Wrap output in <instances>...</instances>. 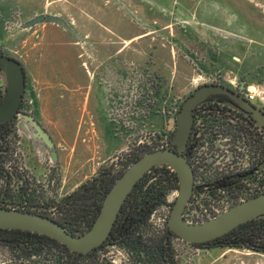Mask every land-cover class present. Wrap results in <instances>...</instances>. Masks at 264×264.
<instances>
[{"label": "rangeland", "instance_id": "obj_1", "mask_svg": "<svg viewBox=\"0 0 264 264\" xmlns=\"http://www.w3.org/2000/svg\"><path fill=\"white\" fill-rule=\"evenodd\" d=\"M200 2L0 0V52L26 67L24 109L52 144L48 152L39 145L41 157H55L38 170L54 181L48 200L60 201L102 167L121 169L140 155L156 131L170 126L179 102L206 81L253 88L264 105V0L235 1L242 43L236 32L198 25ZM235 4L228 11L233 21ZM39 15L59 16L82 40L54 23L22 28ZM176 249L181 264H264V253L242 247Z\"/></svg>", "mask_w": 264, "mask_h": 264}, {"label": "built area", "instance_id": "obj_2", "mask_svg": "<svg viewBox=\"0 0 264 264\" xmlns=\"http://www.w3.org/2000/svg\"><path fill=\"white\" fill-rule=\"evenodd\" d=\"M204 83L211 82L206 81ZM252 89L244 87L242 90L244 98L259 106H264L260 93ZM4 90L5 81L0 73V91L3 92ZM182 102L183 100L179 102L172 113L171 124L163 134L165 135L163 140H160V143L156 145L157 148L162 149L166 146L174 126L175 115ZM197 111L194 119V129L185 151L195 174L194 184L196 188L194 194L187 201L181 215L183 221L188 224H200L211 220L226 212L235 203L241 202V193L227 192L228 188H236L232 178L239 179L237 175L241 172L242 202L250 196L247 194H255L253 191L259 189V185H262L261 191L256 193H264V158L260 157V146L264 144V134L261 129L254 123L248 122L243 116L240 118L228 109L208 107L206 109L199 108ZM5 141L7 142L0 141V147L6 145V152L10 154V158H13L15 141L11 142L9 138L5 139ZM230 151L235 153L233 160L218 159L220 155L227 154ZM9 166L10 163L7 162L6 168L9 169ZM162 167L176 175L175 171L168 165L156 166L155 168ZM27 168L23 166L17 172L21 175L26 173L27 179L31 180ZM246 174H249V179L245 180ZM6 182L9 184V190L15 192L18 190L16 188L22 183V180L16 178L15 171L9 170L8 172L0 173V193H2V188L5 187ZM53 183L52 178L49 180L45 176L39 178L38 175V178L34 179V186L37 188L36 194H38L37 204L41 206V209L48 204H55L50 207V210L48 209V211H51L49 213L52 217L58 201L51 202V200L47 199V196L54 187ZM24 184L21 187H24ZM177 196L178 188L167 191L163 198V203L153 208L150 212L147 223L156 233L163 234L166 231L170 210ZM182 244L191 246V244L184 242L182 239L176 238L174 249L177 246L181 248ZM113 250H117V248H113ZM0 251V256L5 260L3 264L102 263L101 252L97 251L89 258L84 257V255L79 257L76 254L70 256L69 252L48 242L21 243L17 247L3 248Z\"/></svg>", "mask_w": 264, "mask_h": 264}, {"label": "water", "instance_id": "obj_3", "mask_svg": "<svg viewBox=\"0 0 264 264\" xmlns=\"http://www.w3.org/2000/svg\"><path fill=\"white\" fill-rule=\"evenodd\" d=\"M54 23L78 40H82L74 30L59 16L39 15L23 24L22 28H31L39 23ZM0 73L6 91L0 103V124L10 121L20 108L26 86V76L22 63L14 58L0 55ZM231 93L223 86H201L182 104L176 115V130L171 145L176 149L166 148L148 152L131 163L114 182L105 195L100 211L91 227L80 235H72L50 217L29 211L0 207V229L23 230L52 238L74 253H88L99 247L109 236L121 207L135 184L156 166L168 165L176 173L179 181L178 196L172 205L167 221L171 232L189 244L205 243L224 235L237 226L264 214V193L241 202L219 216L200 224H188L181 218L183 209L192 193L193 174L186 158L181 154L192 126L193 109L210 94ZM245 102V103H243ZM243 110L252 112L256 120L264 125V113L248 102L240 104ZM37 137L48 147H52L49 136L30 117L24 115ZM78 193V192H77Z\"/></svg>", "mask_w": 264, "mask_h": 264}, {"label": "flooded vegetation", "instance_id": "obj_4", "mask_svg": "<svg viewBox=\"0 0 264 264\" xmlns=\"http://www.w3.org/2000/svg\"><path fill=\"white\" fill-rule=\"evenodd\" d=\"M0 55H5L9 58H14L18 62H20L17 58L10 56V55H7L5 53L0 52ZM24 72H25V70H24ZM25 76H26V74H25ZM25 83H26V81H25ZM207 85L223 86V87L227 88L228 90H230L231 93H229V94H227V93L210 94L194 107L193 114H192L193 115L192 126H191V130L189 133V137L186 141V145H185L183 151L181 152V154L186 158L188 163H189V160L186 156L185 151L187 149L188 141H189L191 134L193 132V129H194L193 128L194 127V119H195L196 113L198 112L197 110L199 108L206 109L208 107H214V108H223L225 110H227V109L231 110L240 118H242V116H243V118H245L248 122L254 123L255 125H257L261 129L262 133L264 134V125L255 119L254 114L252 112H249V111H246V110H243L242 108H240V107H242L240 105V104H242V101H246L251 106L259 109L262 113H264V106H259L256 103L250 102L244 98V96L242 95V90L244 89V86L242 84L239 86V88L235 89L233 87L225 85L224 83L216 81V82H211V83L200 84L196 87V89H198L201 86H207ZM25 88H26V86H25ZM5 91H6V84H5V90L3 92L0 91V103L3 100ZM194 91L191 92L185 98V100L190 95H192L194 93ZM24 94H25V92H24ZM185 100H183V102L180 104V107H179L177 113L180 111L182 104L184 103ZM23 101H24V95H23ZM23 101H22L20 108L17 111V114L13 118L10 121H7V122L0 124V141L1 142L4 141V143H6L7 141H5V139H7V138L11 139V142H13V140L15 141L14 142L15 145L13 148L14 149V157L13 158H10L9 157L10 154L6 152V145H3L0 147V173H5V172H8L9 170L15 171L16 172V178H19V180H22V183L20 185H18V187L16 188L18 190H16L15 192L10 191L9 190V184L7 182L5 183V187L2 188V193H0V201H1L0 207L1 208H9L10 207V208H16V209L24 208L25 210H31L29 212H35V213L43 215L44 214L43 212H39L36 210V209H41V206H39L37 204V195L38 194H36L37 188H35V186H34V179L38 178V175H39L38 170L41 168V166L39 165L40 161L45 162L44 159H46V160L48 159V162H49V161L53 160L52 158H55V157H54V153L50 154L51 159H49L48 156L47 157H41L40 156L43 154H39V148H40L39 145L46 148V150L50 149V148L48 147V145L46 143L40 142L41 140L37 137L36 131L32 128V126L29 124V122L24 118V115H25L27 117L32 118L33 120H35L38 123V121L36 120L33 113L28 114V112L25 111ZM243 103H245V102H243ZM177 113H176V115H177ZM176 115H175V118H176ZM24 123H26L28 128H30V130H31L30 132H28L26 130L28 128L25 126ZM38 125H40V124L38 123ZM40 127L47 134L44 127L43 126H40ZM175 130H176V119H174V126H173V129L171 131V135L169 136V138L167 140L166 146H164L162 149L157 148V146H156L157 144L160 143V140H163V138L165 136L163 134L166 131V126H164L162 132L156 131L157 135L155 134L153 138H149L150 143L147 142L148 144L146 143V146L141 147L142 148L141 152L147 151L146 153H148V152H153V151H157V150H164L168 147L176 149L175 146L171 145V139L173 137ZM47 152H48V150H47ZM146 153H144V154H146ZM260 157L264 158V144H262L260 146ZM234 158H235V153L232 151H230L227 154H222L218 157L219 160L227 159L228 161H231ZM7 162L10 163L9 169L6 168ZM45 165H48V164H45ZM189 165H190V163H189ZM23 166L26 168L28 167L27 170H29L28 174L30 175L31 180L27 179L26 173H24L22 175L18 174L17 171L19 169L23 168ZM114 166H115V169L113 171L119 172L121 166L118 167L116 164ZM50 167H52V166H50ZM190 167H191V165H190ZM42 168L45 169L44 167H42ZM122 168L124 169V167H122ZM153 168H155V167H153ZM106 169H109V167H107V168L102 167L101 168V170H106ZM125 169H124V171H125ZM45 170H49V169H45ZM191 170H192V174H193L192 193H191V196H192L194 194L196 188H195V184H194L195 183V174H194L192 167H191ZM99 172H100V170L90 180L89 183L81 185L80 187L76 188L75 190H73L68 195H65L60 201L57 202L56 208L59 205H64V204L69 203V201L71 199L90 196L92 194L91 190L93 187V181H94V179H96L98 177ZM52 176L53 175H50V177H52ZM237 177L239 179H237L235 177L232 178V181L235 183L236 188H228L227 192H229V193H234V192L235 193H241L240 200L242 202V172L239 173L237 175ZM244 179L245 180L249 179V174H246V177H244ZM23 183H25L24 187H21V185ZM177 188L179 189V185ZM258 188L259 189H256L253 191V193H255V194H252V195L247 194L250 196H248V198L246 200L253 198L257 195H260V194H257L256 192L261 191L262 185H259ZM248 193H250V192H248ZM241 202L235 203L233 206H235ZM7 205H11V206H7ZM52 205H55V204H48L44 208L45 209L50 208ZM47 212L49 214V211H47ZM170 212H171V210H170ZM44 216H45V214H44ZM47 217H50V216H47ZM50 218H52V217H50ZM143 227L144 228L146 227V222L143 224ZM167 228H168V226H167ZM5 230H7V229H5ZM130 237L133 240H137V242H139V243L131 244L129 246L124 245V244H116V243H113L112 241H110V239H108L109 238V236H108V238L99 247L89 251L88 253H83V254L79 253L80 254L79 257L84 255V257L89 258L95 252L98 251V252H101V254H102V257H101L102 263L101 264H151L150 263V255L148 254L147 249H146L147 241L145 238L147 237V235L145 233L142 235V233L135 232L134 235H130ZM176 238H179V237L176 235H173L170 237V243H171V246L173 248L172 249L173 250V259L177 264H181V258H180L181 255L180 254L177 255V253H179L178 250H176V249L174 250V246L176 245ZM141 243H142V246H141ZM5 244L6 243H0V245L4 246V248L9 249V248L13 247L12 244H6V245ZM113 248H117V250H113Z\"/></svg>", "mask_w": 264, "mask_h": 264}, {"label": "trees", "instance_id": "obj_5", "mask_svg": "<svg viewBox=\"0 0 264 264\" xmlns=\"http://www.w3.org/2000/svg\"><path fill=\"white\" fill-rule=\"evenodd\" d=\"M146 152H141L140 155L137 154L129 162L127 161L124 169ZM111 167L100 170L98 177L93 181L90 196L74 198L67 204L59 205L53 217L50 213L48 214V209L44 208L45 216L52 217L72 235H80L87 231L99 213L105 195L124 171L121 168L119 172H114ZM178 185L177 176L165 167L152 168L145 173L125 199L108 239L113 243L129 246L139 243L131 239L130 235H134L135 232L142 235L145 233L147 235L146 249L150 255L151 264H177L173 259V248L170 243V237L175 234L168 228L163 234H158L150 228L147 220L152 209L163 203L166 192L177 188ZM18 210L31 211L24 208ZM0 239V243L12 244L13 247L27 242H48L69 252L70 256L80 255L52 238L28 231L0 229ZM191 246L204 249L242 247L264 253V214L237 226L220 237L205 243L191 244Z\"/></svg>", "mask_w": 264, "mask_h": 264}, {"label": "crops", "instance_id": "obj_6", "mask_svg": "<svg viewBox=\"0 0 264 264\" xmlns=\"http://www.w3.org/2000/svg\"><path fill=\"white\" fill-rule=\"evenodd\" d=\"M135 1V0H132ZM141 1H146V0H141ZM161 1V0H158ZM234 2L236 0H202V2H200V4H198V10H197V14L201 17H203L201 19V22H197L198 25L202 26H209L211 28V26L213 27H218L217 29H219L220 27H222L223 30L228 29V31H232V32H236L239 35V41L240 43H242V11H240L238 9V7L235 6L236 8H234L232 6V8H234L235 13L237 12V16L238 19L236 21H233V18L231 17L232 14L230 12H228L230 10V2ZM131 7V6H130ZM127 8H129V5L127 6ZM233 16H236L235 14ZM212 20V21H211ZM197 21V20H196ZM232 21H233V28L230 29L231 25H232ZM118 31V30H116ZM240 61V59H239ZM22 63V62H21ZM23 65V63H22ZM23 68L25 70V74L27 76V71H26V67L23 65ZM73 78V77H71ZM84 87L89 88V86L86 84L84 85Z\"/></svg>", "mask_w": 264, "mask_h": 264}]
</instances>
